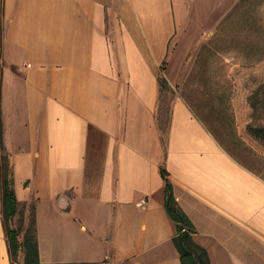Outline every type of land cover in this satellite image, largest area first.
I'll return each mask as SVG.
<instances>
[{"label": "crops", "instance_id": "1", "mask_svg": "<svg viewBox=\"0 0 264 264\" xmlns=\"http://www.w3.org/2000/svg\"><path fill=\"white\" fill-rule=\"evenodd\" d=\"M237 2L0 0V143L19 205L34 206L40 261L181 264L163 205L164 158L210 264H264V179L182 98L165 146L156 121L162 61L172 87ZM0 264H11L1 191Z\"/></svg>", "mask_w": 264, "mask_h": 264}, {"label": "rangeland", "instance_id": "2", "mask_svg": "<svg viewBox=\"0 0 264 264\" xmlns=\"http://www.w3.org/2000/svg\"><path fill=\"white\" fill-rule=\"evenodd\" d=\"M246 20L249 23L244 24ZM3 21L0 16V31ZM213 36L199 42L175 72L174 85L164 90L156 114L165 131L173 99L182 98L236 160L264 179V139L247 127L264 125V58L252 63L240 58L241 51L253 49L241 48L243 43H259L264 49V0H247L235 8ZM207 40L210 42L197 55L200 44ZM96 160L88 170L91 182L98 171ZM29 218L23 207L22 215L16 214L12 223L25 228Z\"/></svg>", "mask_w": 264, "mask_h": 264}, {"label": "trees", "instance_id": "3", "mask_svg": "<svg viewBox=\"0 0 264 264\" xmlns=\"http://www.w3.org/2000/svg\"><path fill=\"white\" fill-rule=\"evenodd\" d=\"M247 0H238L233 9L227 14V16L222 20L216 27L214 36L218 34V31L222 29V26L228 21L233 10L242 6V4ZM249 20L252 19V15L249 14ZM244 24L249 23V21H243ZM240 26L238 25V30ZM1 33V31H0ZM213 36V37H214ZM210 41L202 42L200 44L197 55H200L202 49ZM243 47H252L253 49L247 51H241L240 58L245 63H252L264 58V49L261 48V44L255 42H247L240 45ZM239 58V59H240ZM165 68V61L160 64V70L157 75V80L159 84V95L158 103L163 96L165 89L169 88L167 80L163 74V69ZM158 105V104H157ZM201 120V119H200ZM156 121L162 135V141L165 146V132L163 130L161 120L156 114ZM203 122V121H202ZM168 126V123H167ZM207 127V126H206ZM250 132L256 136L264 139V125H247ZM208 128V127H207ZM167 129V128H166ZM209 129V128H208ZM210 130V129H209ZM211 132V131H210ZM0 138H1V122H0ZM0 151V191H1V203H2V223L4 227V234L6 237L8 255L11 264H55L40 261L38 257V246L37 238L35 235L34 228V206L32 203L29 204L30 213V223L27 227L23 228L21 224L14 225L12 219L16 214L22 215L23 205H19V201L16 198L14 191V177L12 162L10 160L9 153L4 150L1 145ZM250 169V168H249ZM251 170V169H250ZM253 171V170H252ZM159 172L164 181L163 186V205L166 210L167 215L174 223V233L172 235V241L176 247L181 264H210L209 256L206 248L201 244L197 243L193 239V233L195 232V227L193 222L183 208L179 205L176 200L172 182L169 179V173L164 165V158H162L159 164ZM256 173L255 171H253ZM257 174V173H256ZM260 176V175H259ZM19 252L23 253V259L18 262ZM60 264V263H56Z\"/></svg>", "mask_w": 264, "mask_h": 264}]
</instances>
